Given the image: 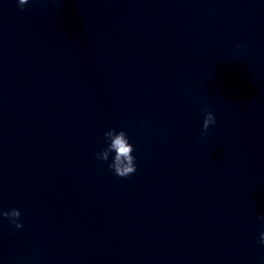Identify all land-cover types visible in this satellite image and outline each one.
Returning <instances> with one entry per match:
<instances>
[{
  "label": "clouds",
  "instance_id": "clouds-1",
  "mask_svg": "<svg viewBox=\"0 0 264 264\" xmlns=\"http://www.w3.org/2000/svg\"><path fill=\"white\" fill-rule=\"evenodd\" d=\"M29 3V0H18V6L23 7ZM239 47V45L237 46ZM205 117L202 124L201 135H206L209 127L216 123L214 114L207 109H204ZM104 137L107 146L102 148L96 153V158L100 161H108L111 153H115L111 163L108 167L112 172L121 178H127L137 171L136 158L133 156L134 147L129 143L127 133L124 130L117 131L116 129H110L104 132ZM20 211L18 209H11L10 211L0 212V216L7 218L11 223L14 224L16 229L23 227L22 223L18 222L20 218ZM259 219L264 221V216H260ZM258 243L264 246V231H261Z\"/></svg>",
  "mask_w": 264,
  "mask_h": 264
}]
</instances>
